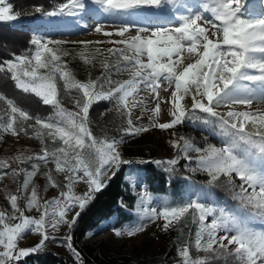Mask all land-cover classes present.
<instances>
[{
  "label": "snow or ice",
  "instance_id": "obj_1",
  "mask_svg": "<svg viewBox=\"0 0 264 264\" xmlns=\"http://www.w3.org/2000/svg\"><path fill=\"white\" fill-rule=\"evenodd\" d=\"M89 2L100 6L108 14L124 12L129 15L159 16L166 10L172 19L178 21V25L144 27L122 22L113 31H105L103 25L97 24L94 29L96 33L120 37L107 42L123 47L109 48L107 52L124 62L117 66L118 71L130 72V79L116 84L107 92L102 90L103 84H99L98 90V81L80 82L75 79L62 61V57L68 53L60 47H54L65 41L33 39V54L17 56L0 65V71L10 73L19 89L34 94L44 105L56 109L54 118H35V125L28 127L33 128L34 135L42 143L45 138L53 143L61 142L52 151L44 147L42 154L35 159L54 163L58 173H70L65 176L68 191H62L60 198H54L51 202L41 203L36 188L32 187L26 200V209L40 211L39 219L25 215V210L18 204L17 194L7 197L12 214L0 211V264H12L42 250L49 239L46 228L51 226L55 229L61 223L71 227L79 213L69 222L66 219L68 211L76 206L82 210L92 199V194L105 187V174L113 167L118 170L120 164L129 163L121 158L116 141L98 140L92 134L88 127V114L92 103L115 97L128 114L127 133L135 135L148 131V128H134L130 118L132 108L137 106L134 97L141 85L154 94V99L158 101L152 110L153 118L160 112L161 84L166 82L168 88L173 89L168 101L172 119L167 123L154 124L155 127L162 130L174 128L190 119L196 110L217 119L224 135L228 137L223 147L209 145L204 149L194 148L184 137H181L182 144L173 141L172 146L185 154L189 151L201 153L198 163L208 172L212 181L224 175L231 182L235 175L242 181L239 195L242 205L250 207L252 214L264 218V109L252 110L253 103L264 104V14H254L250 7L254 0H198L195 10L193 5L182 3L181 0H68L58 10L46 15L73 16L77 11L84 10ZM36 11L41 9L37 8ZM18 15L13 14L5 0H0V22L15 21ZM133 29L136 35H130ZM79 43L84 46L79 53L84 63L91 64L98 54H102L99 48L89 53L88 46L103 41ZM186 59L190 62L186 63ZM101 66L106 70L110 67L107 60L102 61ZM57 77L66 90L76 89L82 94L83 103L76 101L78 112L67 111L61 106ZM107 82L110 86L114 83L110 79ZM189 95L192 105L191 109H186L182 101ZM0 100H6L7 103L6 123L0 125V130L10 132L13 136L21 132L27 134L25 124L33 117L3 95H0ZM236 105L245 106L248 110L237 111L234 108ZM222 106L229 110L218 112L217 108ZM27 159L32 157H15L21 163ZM155 163L175 165L177 160ZM3 167H9L7 161H0V168ZM38 170L39 166L34 164L32 171L13 169L12 174L16 176L24 173L21 189L27 190ZM46 177L51 186H57L50 173H46ZM81 180L87 183L88 191L83 196H75L71 191L72 185ZM52 208L58 210L52 212L54 219L48 225L47 217ZM217 211L215 207L199 200L164 207L158 213L156 209L151 210L152 219L164 220L165 231L180 224L191 214L193 221L199 225L194 241L197 251L212 252L216 256L231 255L239 264H264V229H253L238 214L221 209L217 216ZM209 217L215 218L208 222ZM11 220L19 222L12 224ZM142 230V227H137L127 234L132 236ZM29 231L40 234L41 240L34 247L18 248V241ZM218 231H224L225 235L219 236ZM116 235L121 233L117 232ZM67 241V247L79 260V253L72 249L71 237ZM230 246H233L231 250ZM181 256L183 264H205L204 260L194 261L188 247L181 250Z\"/></svg>",
  "mask_w": 264,
  "mask_h": 264
},
{
  "label": "rangeland",
  "instance_id": "obj_2",
  "mask_svg": "<svg viewBox=\"0 0 264 264\" xmlns=\"http://www.w3.org/2000/svg\"><path fill=\"white\" fill-rule=\"evenodd\" d=\"M6 1L7 0H5V3ZM181 2H187L193 5V10H195V6L197 5L198 0H181ZM88 4L89 5H87L84 10L77 11L76 15L68 16L64 14L62 17L63 23H60V21L48 25H41L40 23H37L32 27V35L33 39L65 41L66 43L54 47H60L68 53L67 56L62 57V61L66 64L67 69L70 70L75 79L80 82L89 81L87 80V78L89 77H91L93 81H98V90H100L99 84H103L102 90L105 92L109 91L111 87H115L116 84L130 79V72L126 70L118 71L117 66L123 65L124 62L118 57H114L107 52V49L109 48L115 49L123 47L122 45H115L113 43L107 42L109 40L120 39V37H106L102 33H96L94 29L97 24L103 25L105 31H113L122 22L134 23L138 26L144 27H175L178 25V21L172 19V16L166 10L159 16L148 14L129 15L128 13L124 12L108 14L105 13L100 6L95 5L92 2H89ZM250 7H252L253 12L256 16H261L262 14H264V0H254V4L250 5ZM75 20H77L78 22L72 23ZM3 22L11 24L14 21ZM130 35H136V30L133 29ZM80 41H103V43H93L88 46L89 53L99 48L102 54H98L93 63H84L79 56V53L83 50L84 47L79 43ZM185 57H187L186 53ZM104 60H107L110 65L108 70L104 69L101 66V62ZM187 62L190 61L186 59V63ZM108 79L114 82L111 86L107 82ZM165 88H168L166 82L162 83L159 89L160 112L159 115L155 118H153L152 110L155 108L158 101L154 99V94L150 93V91L143 85L140 86L139 91L135 94L134 100L137 102V106L132 108L131 111L130 118L132 120V126L134 128H148L149 130L140 132L139 134L135 135H128V137H126L125 143L134 144L141 142H151L155 146V149L148 154L146 160H125L129 161V163H126L127 172L125 175V182L128 184L133 196L137 200L133 210L130 213L132 216L131 219L121 226L115 227V219L112 218L108 221L103 222L98 228H96L86 236L85 242L91 244L93 247L99 248L102 253L133 254L134 256H138L141 253L143 254V252H147L149 255L162 254L165 251L166 244L173 236V229L175 226L170 227L167 231L163 230L164 220L162 218L152 219V209H156L158 213L164 207L180 206L188 203L190 200H199V202L207 206H212L211 203L214 204V202H210V197L204 190L196 188L188 180H185L183 182V194L179 200L170 201L168 195H153L147 189L144 181L142 180L139 169L136 166V164L151 162L156 165V167L161 172L168 176L173 168L177 166V164H179V161H183L182 170L184 172H187L191 175L199 174L209 176L208 172L204 171L198 163V157L199 155H201V153H197L195 151H189L186 154L179 152L172 146V142L179 141L182 144L183 141L181 140V137H184L191 142L194 148L204 149L209 145H214L218 148L224 146L221 140H218L213 136L208 126L209 123L212 122V120L217 119L214 117H210L206 113H202L199 110H196L190 119L186 120L182 124L176 125L174 128L162 130L158 127L153 126L154 124L170 122L172 119L169 114L171 104L168 101L173 89L168 88V90L165 91ZM182 103L186 109H191V96H186ZM116 105L118 119L120 123L125 127V129H128V114L123 108L119 106L118 102ZM234 108L237 111L248 110L245 106L241 105H236L234 106ZM257 108L264 109V104L253 103L252 110H255ZM228 110L229 108L224 106L217 108V111L220 113H225ZM4 123H6V120H0V125H3ZM26 125H35V120L31 119L27 121ZM27 128L29 130H33L32 127ZM31 132L32 133L30 134L21 132L18 136H13L10 132L5 133L0 130V161H7V164L9 165V167L0 168V175L3 174L2 171L4 169H22L25 162L29 160L27 159L23 163H21L15 160V157L23 156L35 158L38 155L42 154L41 139L36 138L34 132ZM173 159L177 160V163L175 165H158L155 163V161H170ZM35 164L38 165L39 168H46L50 171L55 169V164L52 162L44 163L43 161L39 160V162ZM169 168L171 170H168ZM115 169L116 168L113 167L105 174V176L103 177V183H105L106 179L113 173ZM56 173L58 176H56L55 178L53 177L54 181L57 184L56 187L51 186L47 178L44 181V184L42 182L41 189L39 178H34L32 180V184L29 185V190H31L33 185H35L41 203H43L44 201L51 202L54 200V198L58 199L60 198V193L62 191H68L66 187L68 181L65 180V176L69 175L70 173H58L57 171ZM225 178H227L229 181V177L225 176ZM17 179L18 178H0V199L1 197L7 195L6 193L10 192L14 188L17 183ZM85 180H81L72 185L71 191L75 196H83L88 191V185ZM230 183L234 187L240 188V184L242 183V181H240L235 175H233ZM38 187L39 189H37ZM249 192H251V189H249ZM5 200H7L6 203L8 204L9 201L7 197ZM20 200H24L22 201V203L24 204L23 209L25 210L26 216L36 219L40 218V211H37L35 208L31 210L26 209L25 197H20ZM78 209L79 207L76 206L68 211L66 219L69 222L72 221ZM54 210L58 209H49V216L47 217L48 225H51L54 219L52 215V212ZM0 211L6 212V210H4L2 206ZM224 211L228 213L238 214L239 216L243 217L250 226L254 224V221L251 218V216H254L253 214H251V212L241 213L239 211ZM6 213H8L9 215L12 214L10 206L8 207V212ZM213 218L214 217H209L208 222H210ZM17 222L19 221H10V223L12 224H15ZM68 226L69 225L67 223H61L55 229H53L51 226H48L46 228V231L49 239L46 241L43 249L36 253L50 250L56 255L64 257L69 264H78L79 260L77 259V257L62 241V238H64ZM137 227H142L143 230L137 232L132 236H129L127 234L129 230L135 229ZM197 228L199 229L198 223ZM197 231L198 230H196V232ZM117 232H120L121 235H116ZM218 235L223 236L225 235V232L218 231ZM41 238L42 237L40 234H34L31 231L26 232L24 237L18 241V248L27 249L30 247H34L39 243ZM225 243H227V241H225ZM231 247L233 246H230V250ZM223 258H226L225 262L227 264H239L234 256L231 255L216 256L214 254L213 256L209 257V260L211 264H214L212 260L223 261Z\"/></svg>",
  "mask_w": 264,
  "mask_h": 264
},
{
  "label": "trees",
  "instance_id": "obj_3",
  "mask_svg": "<svg viewBox=\"0 0 264 264\" xmlns=\"http://www.w3.org/2000/svg\"><path fill=\"white\" fill-rule=\"evenodd\" d=\"M68 0H7L6 4L11 6L13 14H19L18 19L13 23L8 24L0 22V65H4L7 61L14 60L15 57L21 55L30 56L35 50L33 45L32 27L37 23L48 25L60 21L63 23V15L48 16L46 13L58 10ZM89 5V4H87ZM41 11L37 12L36 9ZM78 22L77 20L72 23ZM59 23V24H60ZM87 80H93L91 77ZM57 86L59 90L58 99L61 106L70 112H78L76 101L80 100L83 103L82 94L76 90H66L62 81L57 77ZM0 95H3L8 100H12L14 104L27 113L33 119L40 118L48 120L56 116V109L50 105H44L40 98L34 94L25 93L16 86L12 80L11 74L7 71H0ZM117 99L114 97L107 100H99L90 106L88 114V127L92 134L99 139H107L116 141L118 151L123 160H146L148 154L154 151L155 146L151 142H141L134 144H126L125 140L128 137L127 129L120 123L117 113ZM7 109L6 100H0V120L5 121V110ZM209 129L213 136L221 140L224 144L228 139L223 133L217 120H212L209 123ZM27 134L32 133L25 124ZM38 127V126H37ZM34 132V131H33ZM59 141L53 143L50 139L45 138L41 142V151L47 147L49 151L60 146ZM125 143V144H124ZM39 162L38 159L32 158L25 162L22 169L32 171V165ZM183 161L173 168L167 176L161 172L156 165L151 162L136 164L139 169L142 180L147 189L153 195H168L170 201L179 200L183 194V182L190 181L196 188L204 190L210 197L212 207L219 210L251 212L250 207L242 205L239 195L240 188L234 187L224 175H221L218 180L212 181L208 175H191L182 170ZM0 178H18L14 188L6 193L0 199L1 206L8 212L9 202L6 203V197L10 194L19 196L18 204L23 209L24 204L20 197H25V201L31 190H22L21 185L25 178L24 173L13 176L12 170L4 169ZM113 173L106 179L105 187L100 191L92 194V199L81 210L76 213L79 217L75 223L67 228L63 242L67 245V238L71 237L72 249L79 253L78 264H183L181 250L184 247L190 249L191 257L194 261L204 260L205 264H211L209 257L213 256L212 252L197 251L194 247V238L197 228V222L193 221L192 215L189 214L180 224L175 225L173 236L166 244L165 251L159 255H149L143 252L138 256L133 254H107L102 253L97 247L85 242L86 236L98 228L103 222L112 218L115 219V227L128 222L131 219V211L133 210L137 200L133 196L128 184L125 182L127 165L122 163L119 169H115ZM46 173H50L52 177L58 176L56 170L39 168L34 178H39L40 189L42 182L46 180ZM33 178V179H34ZM35 187V185H33ZM32 189V188H31ZM39 189V187L37 188ZM19 190V191H18ZM37 191V190H36ZM41 191V190H40ZM43 195V194H42ZM212 199V200H211ZM218 204V205H217ZM76 215V214H75ZM251 218L254 224L253 229L259 231L264 229V218L254 215ZM215 218V217H214ZM72 251V250H71ZM73 252V251H72ZM223 261L212 260L214 264H227ZM12 264H69L68 261L56 255L50 250L41 253H32L26 257H22L19 261H14Z\"/></svg>",
  "mask_w": 264,
  "mask_h": 264
}]
</instances>
